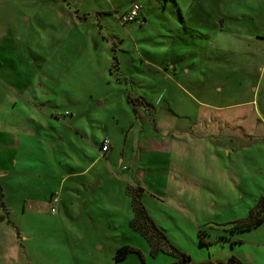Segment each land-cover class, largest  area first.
Wrapping results in <instances>:
<instances>
[{"label":"rangeland","instance_id":"rangeland-1","mask_svg":"<svg viewBox=\"0 0 264 264\" xmlns=\"http://www.w3.org/2000/svg\"><path fill=\"white\" fill-rule=\"evenodd\" d=\"M134 2L140 15L123 24L118 14ZM172 64L181 72L169 69L166 80ZM19 76L55 106L49 127L57 146L48 153L59 152L64 162L51 158L53 164L83 172L67 181L64 202L56 206L49 202L53 174L38 179L28 161H19L16 178L0 179L6 207L0 209V264L174 261L166 251L153 255L147 237L130 225L129 185L141 188L127 178L130 170L123 166L130 162L114 165L98 148L106 131L119 154L130 133L129 151L141 136H153L151 107L139 104L140 97L153 108L158 103L157 137L177 143L165 152L147 150L142 158L150 167L147 183L166 188L169 204L202 222L226 207L235 214L238 204H248L247 216L264 196V0H0V92L7 82L18 88ZM199 109V135L171 134L173 127L193 123ZM180 111L191 117H173ZM33 161L44 166L40 158ZM215 186L234 190L220 196L217 208L208 200ZM209 228L202 227L207 244L198 235L207 250ZM126 245L134 250L117 260Z\"/></svg>","mask_w":264,"mask_h":264},{"label":"crops","instance_id":"crops-1","mask_svg":"<svg viewBox=\"0 0 264 264\" xmlns=\"http://www.w3.org/2000/svg\"><path fill=\"white\" fill-rule=\"evenodd\" d=\"M130 7L131 5L127 9ZM174 67L178 75L181 72L178 65L172 64V67L169 65V67L166 68V72H164L166 73V80H169L170 75H172V73L169 72V69H174ZM181 67L184 72L187 73L189 71V68L186 66L182 65ZM16 80L18 88L9 86V82H7V84L5 83L6 86L3 87L2 92H0V95L2 96L0 108V179L8 176L16 178V172H14V169L17 164H19V161L22 160L24 164L28 161L31 163L29 165L30 168H37L33 171V173H36L35 176H37L38 179H41L44 174H53V185L50 188L51 195L49 197V202L51 203L53 194L55 192H59V202L63 203V192L67 183L72 181L71 179L79 177L83 170L77 169L73 166L72 171H68L66 173V171L61 169V166V168H59L57 165L53 164L51 158H57V162L60 164L64 162V156L59 152H56L57 154L53 157H51L48 153V149L50 147L53 148L57 146L54 143L56 136H53L49 127L52 123L51 118L57 116L55 106H51V103L49 102L51 99L44 96L42 94L43 91L39 92L37 89L29 91L26 87L25 81L20 76L19 78H16ZM39 84L40 87H42L43 83ZM143 97H146V95H143ZM157 99H159V97H157ZM157 104V102L154 103V107L156 108H153L151 104V109L146 107L147 110L150 111L149 115H152L151 121L153 122L152 124L150 121L151 127L153 126V128H151L153 129L151 130L153 132V136L150 139H146L141 136L140 140L138 141L137 139L135 142L137 143L135 148L133 149L132 146L131 148L133 150L131 149V151H129L132 144V133H130L126 136L124 147L119 154L115 151V147L117 146L115 139L113 141L112 135L109 134V131H106V134H104L102 142L100 143L101 145L99 144L98 147L101 152V156L109 158V161L114 165L117 164L121 166L124 162H130V166L128 168L124 167L126 164L123 166L125 170H130L127 178L132 179L130 181H133L137 185L141 186V200L147 208L149 214L155 220L156 224L167 234L170 242L174 246L191 255V264H201L211 261L227 264L229 260H234L236 264H264V225H262L264 222L250 230L237 231L235 233L228 232V228L232 221L245 217V212H247L248 209H244L248 204H245L244 206H242L243 204H238L240 208L235 210V214L227 213L228 208L226 207V212L220 210L215 213L213 218L197 222L192 220V217L188 212L182 213L174 205L172 206L169 204L170 201H168V191L166 188L158 191V188H153L149 183H147L146 179L149 178L148 170L150 167H146L147 162L145 163V161L142 160L143 153L147 150L150 152H158L159 150L165 152L168 147L169 149H174V146L177 145V143L173 145V142L168 138L161 139L157 137V134L161 135L162 132L160 129L155 127V125L159 127L161 121L158 117ZM155 109H157V111ZM153 111H155V113H153ZM201 113L202 112L199 109L196 116H193L194 121L190 125H186L184 127H173L171 134L174 135L175 132H186L188 134L194 132V134L199 135V131H201L200 127L202 125L200 122ZM16 115L17 117L14 118ZM172 115L177 119L191 117L190 113H186L185 111H180L179 113L174 112ZM76 131L79 133L80 138H84L82 131ZM149 136L150 134L147 135V137ZM104 137L111 140V147L107 152H103L101 148L105 139ZM62 138L63 137H60V139ZM195 139L192 140L194 144L193 147L196 146V141H194ZM163 141H167L166 143H169V146L166 145L165 147ZM182 142L184 141H181L179 144L185 146ZM139 150L141 154L140 156L137 155ZM37 158H40L44 163L42 169L40 165L34 164L33 160H37ZM65 162H69V159H66ZM72 163H74V160ZM132 163L134 164L133 167L131 165ZM232 174L239 176L238 173ZM171 176H173V179L176 177L174 174H171ZM227 177L228 176L226 174V178ZM124 178L125 177H123V179ZM1 184L3 185V182ZM76 188L75 184L74 189ZM210 188L211 189L208 192V200L209 204L214 206V208H217L218 203L222 201L220 196L228 198V196L234 194V190L231 186L224 189L221 187L218 188L217 186ZM175 200L176 199L172 202ZM176 201L179 200L177 199ZM225 205H227V201L225 202ZM4 207L5 203L4 205L0 203V209H3ZM181 210L185 212V210ZM53 213L56 214L57 211ZM204 224H209V229H215V232L212 231L213 229L209 231L213 236H211V239L209 240V244H211V246H209L208 250L199 246V236ZM223 227H225L227 231L218 233L217 229H222ZM212 244L219 250H213ZM195 252L199 253L196 258L194 257Z\"/></svg>","mask_w":264,"mask_h":264},{"label":"trees","instance_id":"trees-1","mask_svg":"<svg viewBox=\"0 0 264 264\" xmlns=\"http://www.w3.org/2000/svg\"><path fill=\"white\" fill-rule=\"evenodd\" d=\"M129 101H133L130 94L127 96ZM138 103L142 102L146 107L151 106L144 98L137 99ZM136 106L135 110L137 109V103L134 104ZM141 188L139 187H132L129 185V194L132 197V206L134 209V216L130 221V225L141 232L144 236L147 237L151 246H152V254L156 255L161 251H166L174 256V261L169 264H191V255L182 251L181 249L174 246L167 234L156 224L155 220L149 214L147 208L145 207L144 203L141 200ZM56 193V192H55ZM54 193V194H55ZM53 194V195H54ZM0 197L3 198L2 188L0 187ZM53 197V196H52ZM52 203V199H51ZM1 204L4 205L2 199ZM53 204V203H52ZM56 206V204H54ZM54 208V207H53ZM52 212H56L53 211ZM3 219V216H0V221ZM264 222V196L261 197L258 202L250 209V212L244 218L239 220L232 221L228 228V232L235 233L237 231H245L250 230L261 223ZM222 231H227V229H223ZM201 242L207 244V240L205 239V231L201 230ZM224 237V236H221ZM129 245H126L120 248L115 256L117 260L124 259L127 254L133 251ZM201 264H223L222 262H204Z\"/></svg>","mask_w":264,"mask_h":264},{"label":"built area","instance_id":"built-area-1","mask_svg":"<svg viewBox=\"0 0 264 264\" xmlns=\"http://www.w3.org/2000/svg\"><path fill=\"white\" fill-rule=\"evenodd\" d=\"M140 10L141 7L139 3L134 2L129 9H127L123 13L118 14V18L119 20H121L123 24L132 22L137 17H139ZM110 147H111V140L109 138H105L101 147L102 151L107 152L110 149ZM58 202H59V192H56L52 197V203L57 204ZM53 211H55V207L53 208Z\"/></svg>","mask_w":264,"mask_h":264},{"label":"water","instance_id":"water-1","mask_svg":"<svg viewBox=\"0 0 264 264\" xmlns=\"http://www.w3.org/2000/svg\"><path fill=\"white\" fill-rule=\"evenodd\" d=\"M227 264H236L234 260H229Z\"/></svg>","mask_w":264,"mask_h":264}]
</instances>
